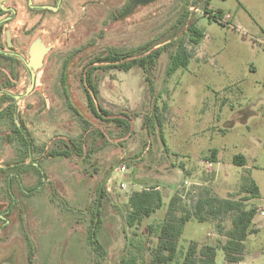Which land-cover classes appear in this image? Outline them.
Masks as SVG:
<instances>
[{
	"label": "rangeland",
	"instance_id": "rangeland-1",
	"mask_svg": "<svg viewBox=\"0 0 264 264\" xmlns=\"http://www.w3.org/2000/svg\"><path fill=\"white\" fill-rule=\"evenodd\" d=\"M132 2L99 0L83 29L80 24L72 31L70 20L61 32L26 31V8L18 7L13 27L19 30H12L17 59L0 58V112L16 109L15 121L23 122L36 148L25 157L11 142L10 120L0 118V264H120L131 239L154 248L147 227L163 221L174 195L189 210L206 191L241 200L249 197L242 189L248 178L259 195L245 205L264 211V0H143L126 12ZM219 10L218 22L208 18ZM191 26L203 32L198 45L190 40ZM33 35L42 36L50 52L24 96L30 85L24 63ZM181 41L189 65L169 76V58ZM159 48L163 52L148 71H105L94 61L111 50L129 61ZM92 68L98 89L93 105L106 113L98 111L99 117L89 108L83 82ZM155 108L161 124L152 117V126L145 125ZM231 108L245 112L227 126ZM72 142L81 144V154H46ZM213 149L215 163L209 159ZM239 154L249 169L222 172ZM151 187L161 192L162 209L128 228L129 195ZM98 196L103 258L87 245ZM230 220L231 214L189 221L178 242L179 261L196 244L215 249V264H231L221 250ZM253 222L259 230L245 242L240 264H264V217L257 213Z\"/></svg>",
	"mask_w": 264,
	"mask_h": 264
},
{
	"label": "trees",
	"instance_id": "trees-1",
	"mask_svg": "<svg viewBox=\"0 0 264 264\" xmlns=\"http://www.w3.org/2000/svg\"><path fill=\"white\" fill-rule=\"evenodd\" d=\"M211 12V11H210ZM209 12V13H210ZM218 14V15H217ZM215 16H208L209 19L218 22L222 18V11H217ZM190 40L194 45H198L203 38V32L199 31L194 26L189 28ZM141 51V49H139ZM163 49L159 48L146 56L130 58L126 60L123 53L116 51H109L105 56H99L94 61L100 63L103 70L117 69L124 72L131 70L134 67L141 68L144 71L152 69L157 59L162 54ZM191 56L186 47L181 41L177 45V49L169 58V66L167 68V75L171 76L179 69H186L189 65ZM94 68L90 69L84 77L85 93L87 96L89 108L91 112L99 117V112L106 114L100 107L97 108L93 105V99L98 97L97 85L93 80ZM13 101V99H11ZM16 109L4 110L0 112V118H8L11 124L12 138L11 142H16L21 153L26 157L34 151L36 146L29 135L27 128L23 122L17 123L14 118ZM151 119L145 120V125L150 126L152 119H156L158 125L161 124L157 116V109L152 112ZM153 117V118H152ZM115 123L121 124L122 121L115 119ZM163 145L164 144V141ZM167 150V149H165ZM81 144L71 143L70 146L66 145L62 150L53 149L46 154L49 157H65L69 158L72 155L81 154ZM217 151H211L210 162H216ZM232 164L235 166L243 167L246 165L245 156L239 154L235 155L232 159ZM37 172L38 168H36ZM245 193L249 197L241 200H233L229 198H218L211 195L208 191L196 197L193 208L190 210L183 207L180 197L174 195L165 212L162 222L157 225H148L147 236L154 237L156 244L154 248L149 251L145 248V242L141 239H131L127 244V253L120 260V264H215L216 251L210 246H205L198 249L196 244H191L181 256L179 261L180 251L178 249V242L183 234L185 225L192 220L197 223H205L210 220H216L222 216L231 214L230 228L225 231L224 237L226 242L221 250L224 253L225 260L230 263H238L242 261V255L245 249V242L249 236L258 232V228L254 227L253 219L257 214V208L254 206L248 208L245 202L258 198L259 189L256 182L248 178V182L242 186ZM36 190H31L34 192ZM102 197L98 196L91 209V226L88 229L87 245L91 248L92 252L103 258L106 255V250L99 240V232L102 227V219L100 216V206ZM164 205L163 197L157 187H151L139 191H133L127 201V213L125 216V224L128 228H135L140 226L144 219L152 217L158 210L162 209ZM135 236V235H134ZM137 237V236H136ZM147 252V253H146ZM148 254L150 258L148 259Z\"/></svg>",
	"mask_w": 264,
	"mask_h": 264
},
{
	"label": "flooded vegetation",
	"instance_id": "flooded-vegetation-1",
	"mask_svg": "<svg viewBox=\"0 0 264 264\" xmlns=\"http://www.w3.org/2000/svg\"><path fill=\"white\" fill-rule=\"evenodd\" d=\"M98 4L99 0H0V58L17 59L14 57L16 54L13 52L16 48V40L12 35V30L15 29L13 22H15L19 15L18 7L26 8L30 24L29 28L25 29L26 31H36L38 28H44L41 31L56 30L57 32H61L63 30L61 27H64L70 20L74 21L71 30L77 29L80 24H83L88 14L94 15L96 13L95 10H97ZM129 8L130 6L126 12H129ZM86 23L84 22V24ZM84 24L81 27L82 29L84 28ZM17 30H19V27L17 28L16 26L15 31ZM57 36H59L58 33H56L55 38ZM34 41H39L44 46H50V44H45L42 36L33 35L28 47ZM1 47H5L6 51H3ZM27 72L29 73L28 70ZM2 94L0 92V95ZM4 94L6 93L4 92Z\"/></svg>",
	"mask_w": 264,
	"mask_h": 264
},
{
	"label": "water",
	"instance_id": "water-1",
	"mask_svg": "<svg viewBox=\"0 0 264 264\" xmlns=\"http://www.w3.org/2000/svg\"><path fill=\"white\" fill-rule=\"evenodd\" d=\"M140 3H143V0H134L129 10ZM48 52H50V48L44 46V44H42L41 42L39 43V41H34L30 46L28 52V61L25 63V66L30 74V85L24 96H27L33 90L35 85L36 73L39 69L42 68L44 57L48 54Z\"/></svg>",
	"mask_w": 264,
	"mask_h": 264
},
{
	"label": "crops",
	"instance_id": "crops-1",
	"mask_svg": "<svg viewBox=\"0 0 264 264\" xmlns=\"http://www.w3.org/2000/svg\"><path fill=\"white\" fill-rule=\"evenodd\" d=\"M232 110H234L232 113L233 115L227 120V126L231 125L232 123H235L237 117H240V116H243L244 112H245V109H241L239 108L238 110H235L233 108H231ZM252 111V110H251ZM252 113L254 114V112L252 111ZM245 122V121H244ZM234 157V156H233ZM232 157V159H233ZM246 158V157H245ZM231 159V161H232ZM248 162H247V159H246V165L243 166L242 168H245V169H249L248 167ZM231 168V167H240V166H235L232 164V162L230 164H223V166L221 167V170L222 172H226L227 171V168ZM259 230V229H258ZM244 260V259H243ZM243 260L241 262H238V263H231V264H240L243 262Z\"/></svg>",
	"mask_w": 264,
	"mask_h": 264
},
{
	"label": "built area",
	"instance_id": "built-area-1",
	"mask_svg": "<svg viewBox=\"0 0 264 264\" xmlns=\"http://www.w3.org/2000/svg\"><path fill=\"white\" fill-rule=\"evenodd\" d=\"M215 15H216V13H215V12H212V11L208 14V16H215ZM228 27L233 28L232 25H229ZM124 170H125V167H124V166H121V167H120V171H124ZM123 186H124V185H122V187H123ZM195 199H196V198H195ZM257 213L260 214L261 218L264 217V211H263V210H260V211H258Z\"/></svg>",
	"mask_w": 264,
	"mask_h": 264
}]
</instances>
